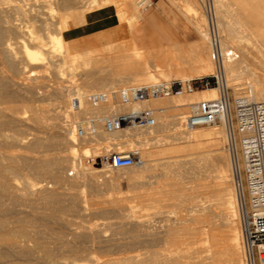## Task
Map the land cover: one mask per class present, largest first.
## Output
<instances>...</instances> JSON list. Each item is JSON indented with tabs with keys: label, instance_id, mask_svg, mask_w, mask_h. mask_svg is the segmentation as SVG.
Here are the masks:
<instances>
[{
	"label": "bare ground",
	"instance_id": "6f19581e",
	"mask_svg": "<svg viewBox=\"0 0 264 264\" xmlns=\"http://www.w3.org/2000/svg\"><path fill=\"white\" fill-rule=\"evenodd\" d=\"M127 1L130 4L132 2V0ZM208 1L212 13L210 15L213 19L212 24L215 27L214 37L209 30V18L203 10L207 0H203L202 10L205 14V21L207 23V25L204 26L207 27L203 29L201 26H194L199 37L198 44H195L197 47L199 46L198 48L202 52L199 54L201 58H197L199 63H197V66L192 64L188 66L187 74L190 79H184V82H190L192 80L191 77L198 79L211 73L212 68L210 66L212 65H209L211 51L214 57V62L212 61V64H215L214 67L216 69L214 78L217 80L218 87L212 90L197 92L193 90L191 92L192 94L186 93L178 97L173 96L151 100L137 106V108L158 107L157 109H163V114L157 117V124L154 130L162 128L168 131L171 138L178 141L179 144L170 145L159 154H157L156 151L142 150L143 152L139 153V151L135 150L139 153L143 162L141 166L113 168L106 164L107 166L104 165L106 169L90 173L91 177L95 175L98 176V174L101 176L102 174L105 179L110 176L112 171L127 170L132 173L130 180L137 183V185H135L136 187H134L135 189L133 188L132 191L130 190L124 195L120 192H113L114 189H108L110 192L108 196L109 199L102 200L103 198H100L102 201L98 200L99 204H104L105 202L104 205H106V202H108V205L110 204L112 207L117 208L124 204L133 205L131 207H142L141 203L144 206V203L147 202V200H143V198L145 199V197H143L145 196L144 194L147 193V195L150 196L152 192L153 194L151 195L153 197L150 198L148 202L150 207L155 209L159 198L156 199L154 196L159 195L160 191L161 193L162 191L165 193L168 188L176 190V186L172 188V185L168 183L171 181H176V185L178 186L176 192H180L181 194L189 191L187 194H183L186 197L185 200H190V202L193 203L192 208H190L192 209L191 214L188 215L186 219H181V221H183V225H180L181 230H179V225H177L178 230L177 228L176 230L173 228L175 231H178L177 233L174 230L168 233L169 239L175 238L176 243L178 242L177 240L182 239L180 241L181 246L179 245L181 248L178 250L175 249L176 251H170L168 249L169 254L163 261L155 260L158 254L154 252L145 259H136L132 256L126 257V259L120 261L114 260L112 262L94 263L90 260L91 258L88 259L89 257H87L86 259L87 255H85L80 248L71 246V244L70 246L67 245L69 243L66 245L60 243L59 246L55 248L52 246L50 247L49 244L46 246L38 233L30 234L31 231H27V226L29 225L30 227L34 223L31 222L33 219L29 221V217L27 216L23 218L20 216L19 218H15L16 220L13 219V221H15H12L14 224L9 221L13 226H10V223L7 221L9 218L8 216L19 214L17 210L13 209L15 207L12 206H16V204H18L17 202L22 199L20 194H18L20 190L30 197L29 203L32 207L29 208L32 210V214L38 216L43 222H50L51 219L62 216L61 213L64 211L62 208L63 206L60 205L62 200L66 199L73 205L81 201V195L79 194L82 193L78 194L76 191L84 189H81L79 186V183L82 182L68 180L65 179L66 177L63 178L64 175L62 176L63 165L68 160L73 159L76 146L74 145V135L66 127L65 121L62 120V124H58L57 126L58 132H60L62 136L56 135V132L54 141L50 144H47V141L43 142L40 138H22L24 135H22V131H19L20 133H15L16 131L14 130V134L11 135L4 134V131L16 127V125L17 127L20 125L26 126V120H29L36 128H42L45 125L42 111H33L29 118L26 116L25 112L20 113V108L32 110V105L40 101L39 90L43 83L40 85V83L36 81L37 78L40 77L42 70L52 66L57 68L66 66L65 70L68 72L75 70L77 66L84 68L90 64L91 59L90 61L83 59L81 63L75 61L70 62L74 57L68 52L67 43L74 39L76 34L71 31L72 27L70 26V20L75 27L76 25L82 27L85 23L84 19H86L87 14H79L74 17L73 14L99 6L100 2H103V0H0V104L2 103V106L3 104H9L0 111V146L6 150L17 149L16 151L12 150L11 152L0 153V259H8L9 257H14L13 259H15L16 257V259L23 258L27 260L25 262H29L28 260L31 262L34 259L42 261L43 264H148L147 262L151 260V264H242V259L244 258H242V255L244 254L241 252L242 247H240L238 232H236L232 226L237 215L235 200L230 194L231 191L229 192V190H225L221 186L226 176H224L225 173L232 169L234 176L235 167L232 154H230L229 159V157L221 151L212 153L211 151L205 150V148L206 145H214L219 141H229L231 107L227 93L228 88L233 90L235 98L246 97L253 102L264 101V42H262L264 37H259L254 32V27L258 29L264 24V0H226V3L224 2L225 4L223 1L221 2V0ZM233 1H239L242 5L238 7V3L236 5ZM104 3H106V1H104ZM188 7L190 10H194V6L190 4H188ZM183 16H185L184 18L187 20L190 18L187 14ZM135 18L140 20L141 14ZM203 21L204 18L202 22ZM59 27L62 29H59ZM132 28L133 25L130 22L128 29ZM193 48L192 50L195 52L196 50ZM56 49L59 50L58 53L55 52ZM199 51H196L197 53L195 52V54H198ZM253 54L259 56L262 59V63H259ZM202 55L205 57H202ZM131 58H133V56ZM171 61L173 60L171 59ZM171 61H168L167 64L165 62L166 65L162 66V68H172L173 71L175 70V72H179V75H181L180 72L185 71L181 66L184 64V61H181V65L173 64ZM130 64L131 61L128 62L127 60L125 65ZM158 68L160 67L158 66ZM253 68L258 70L261 76L257 72H254L252 70ZM118 71L120 72V70ZM84 74L85 79L80 87H64V89H61V87L56 86L52 90L50 89L51 93L54 92L60 96L63 95H61V91L68 92L67 95L61 97V102L63 101L62 104H65L63 109L66 105L68 107L72 96L82 97V95L87 93L104 92L106 89V87L104 89V85L108 84H106L107 81L111 83L110 87L112 85L113 81L109 80L110 78H102L103 76H97L99 78H95L93 74L94 78L92 77L93 79H90L89 75H86V73ZM151 75L152 74L147 76V79L150 81L155 77ZM87 76L89 77L88 79ZM38 79L40 80L41 78ZM242 79L245 80V83L241 81ZM37 83H39L40 86ZM10 88L14 91L13 93L9 91ZM221 95L225 97L226 114L219 124V127L214 125L210 126V129H207V127H199L190 131L182 130L181 120L184 117L181 116L184 112L181 111L193 113L196 111L197 104L201 101L215 100ZM15 100L20 102V104H18L19 102H15V105L18 104L20 107L11 106L10 103H13ZM21 115H25L26 119ZM56 125H54V128ZM24 132H26V130ZM65 133L68 134V139L64 138L66 137L63 136ZM102 134L103 135L100 134L95 141L82 142L80 146L82 145V148H86V146H90L96 142H104L105 145H108L107 147L113 145L116 149H129L133 145H145L144 142L134 144L130 141V137L134 136L133 131ZM44 148L66 149V153L64 155H58L54 159H45L46 157L38 159L32 157V155H28L29 152ZM102 148L104 152L107 150L104 146ZM91 150L94 155L97 154L98 149ZM84 151H86V149ZM121 153H124V151H121ZM167 153H184L185 155H182L183 159L182 157L170 159L172 161L176 160L174 162L157 158L159 155L163 156ZM82 157H86L85 154H82ZM50 165H52V167ZM80 170L82 171L81 168ZM84 172L86 173V171ZM25 173L49 179L55 185L56 190L48 191V189H43L42 186L39 185V182L29 181L24 183L25 185L21 189L16 182V178ZM78 174H80V172H78ZM210 179L215 181L216 186L213 188L208 186L207 181ZM190 180H192L190 184L192 183L193 185L191 188L185 186ZM235 182L241 216L243 190L242 187L239 186L238 180ZM106 183L108 184V181H106ZM106 183L104 182L103 184L106 185ZM87 184L93 190H97V193L100 186L103 185L93 180H85L84 185ZM107 187L108 185L105 188ZM112 187L113 186H111V188ZM101 189L102 188H100V190ZM59 190L62 192H58ZM102 190V194H100L103 196L98 193L100 197H104V194H108ZM72 191L74 193H71ZM90 191L92 190L90 189ZM196 192L198 195H204L206 201L201 202L198 195H195ZM90 193L91 192L88 190L87 194ZM225 194L227 195L226 198L224 197ZM88 196L91 197L92 195ZM183 197L184 196L178 195L179 199ZM174 198L176 199L177 196ZM91 199H93V197ZM25 200L26 199L23 201ZM176 200L175 202L179 203L178 199ZM19 203L21 205V201ZM37 205L41 207H37ZM146 205L149 206L148 204ZM65 206L67 205H64V207ZM99 210V215L101 216L102 214L106 217L105 215L108 214V211H106L107 209ZM69 211L68 208V212ZM20 214L23 213L20 212ZM12 218L13 217H11V219ZM185 221L188 223L184 224ZM217 222L219 223L217 224ZM196 224L205 225V227H207L206 230L208 231L209 238L207 244H205V242L203 243L205 244L203 245L204 247H194L195 244L202 241L201 239L196 240L199 233L197 228L194 227ZM222 228H225L223 234L221 232ZM168 229L169 228H167V230ZM167 239L165 240L166 243ZM203 240H205V238ZM169 242L170 241H168L167 245L170 244ZM172 247L173 246L170 248ZM65 254H68L70 258H67ZM12 260L4 264H10L13 262Z\"/></svg>",
	"mask_w": 264,
	"mask_h": 264
},
{
	"label": "rangeland",
	"instance_id": "374dc122",
	"mask_svg": "<svg viewBox=\"0 0 264 264\" xmlns=\"http://www.w3.org/2000/svg\"><path fill=\"white\" fill-rule=\"evenodd\" d=\"M104 1H106V3H104ZM222 1L223 3L224 2L226 3V0H221V2ZM153 3L154 4L152 8H150L145 13L158 12L159 16H161L164 19V22L167 24V26L170 27L176 33L180 34L181 41H179V43L171 42V41L168 42L162 36H161L162 43H159V44H149V41L147 43H143L144 45H139L138 43H136L134 35L130 32V30H128L129 23L131 22L134 29L138 27H142V26L147 27L149 24L147 23V21L145 20L143 16V8L138 6V0H132L131 4L127 0H103V2H100L99 6L73 14V17L79 14H87V16L85 19V23L82 27L76 25V28H74L75 25H73L72 21L70 20V26L72 27V28L70 27L71 31L75 33H77L78 31L77 42L74 43V45L72 46V50L77 51V52L90 51L91 53L90 55H87V56L74 57L70 62L75 61L77 63L78 62L81 63L83 59H87L89 61L91 59L90 64L84 68L77 66L75 70L68 71V72H66L65 70L66 66H60L58 67L59 69L57 67L52 66V67H47V69L45 70H42L44 72L41 71L40 77H38V78H41L42 80L41 79L39 80L37 78V81H36V82H39L40 85L41 83H43V85L41 86L39 85V83H37L40 86V90H39L40 101L32 105V110L28 108L27 109L20 108V113L25 112L26 116L30 118L31 113L33 111H42V115L45 119V125L42 128H36L32 125V123L29 120H26V123H27L26 126L18 125L19 127H17L16 125V127H13L11 129L4 131V134L11 135V134H14L15 131H16L15 133H20L19 131H22L21 132L22 135L24 134L22 138H28V139L34 138V137L37 139L40 138V140H42L43 142L47 141V144L48 143L50 144L51 142L54 141V136L56 132H57L56 135L62 136L60 135V132H58L59 130L57 129V126L58 124H62V122L64 121V118L66 117L68 108H69V105L68 107L66 105L65 108L63 109L65 104H62L63 101L61 102L62 100L61 97L63 95L64 96L67 95L68 92L61 91V95L62 94L63 95L60 96L54 92L51 93L50 91L56 86L61 87V89H64V87L66 88L80 87L83 83V80L85 79L84 73H86V75H89L90 79L93 77V74L95 78H99L97 76H101V77L103 76L102 78H107V79L110 78L109 80L113 81L112 85L110 87L111 83L107 81L106 84L107 83L108 84L104 85V89L106 87L105 90H110V89L120 88V87H130V86L140 85V84H152V83H157L160 81L168 82V81L176 80V81L184 82V79H187V78L190 79L187 74L188 73L187 71L189 68L188 66L191 64L197 66L199 64L197 58L198 57L201 58V56H199L201 50L198 48L199 46L197 47V45L195 44V43L198 44V40H199L195 27L201 26V28L203 29H206L205 27H207V26H204V25H207V23L205 21L206 17L203 12L204 9L202 10L203 0H154ZM233 3L236 5L238 3L239 5L238 7L242 5L241 2L239 1L238 2L233 1ZM188 4L194 6L193 11L189 9ZM112 12L115 13L117 24L122 29L121 31L118 32V34L116 32H113L111 28L107 27L105 29L102 26L103 28L96 30L95 36H91L87 38V40L85 39L78 40V37L82 36L86 31H88L86 28V25H87V22H89V20L92 19V17H96V18L105 17L106 15H110ZM139 14H141V19L137 20L135 17H138ZM185 14L189 15L190 18L192 17L193 18L192 19L189 18V20H187L184 18L185 16H183ZM203 18H204L203 22L205 24L202 22ZM256 28L257 27H254L255 34H257L259 37H264V24L262 25V27L258 29ZM59 29H62V28L59 27ZM75 37H76V34H75ZM132 42L135 43L137 47ZM262 42H264L263 39H262ZM106 45H110V48H106ZM192 48L195 49L196 51H199V50L200 51L198 52V54H195L196 51L194 52ZM58 51L59 50L56 49L55 52L58 53ZM209 51H210V47H209ZM132 56L133 58H131ZM203 56L204 55H202V57ZM254 57L259 61V63H262V59L259 56L254 55ZM171 59L173 61H171ZM127 60L128 62L131 61V64L133 62L134 63L132 65L131 64L125 65ZM168 61L169 62L171 61V63L178 64V65H181V63L184 61V64L181 66L186 71V73L185 71L180 72V74L183 75L181 76L179 75V72H175V70L173 71L172 68H169V67L162 68V66L166 65ZM212 61L214 62V57L210 51L209 65H212L210 66L212 68V71L207 76H204L198 79L191 77L192 80L190 81V83L194 89V92L212 90L218 87L217 80L214 78V76L216 75V71H215L216 69L214 67L215 64L214 63L212 64ZM185 62L187 65L185 64ZM157 65L160 68H158ZM117 69L120 70V72ZM252 70L258 73V70L254 68ZM90 71L91 73L93 72L95 73L91 74ZM41 74L44 76H42ZM150 74H152L151 76L153 77L155 76L154 79L151 81L147 79V76H149ZM258 74L261 76V73H258ZM110 75L112 76V78ZM113 75L115 76V78ZM89 77L87 76V79ZM241 81L245 83L244 79H242ZM9 91L12 93L14 92L11 88ZM227 93L229 96V102L231 104L233 98H235V95L231 88L227 89ZM15 102L18 103L19 101L18 100L13 101V103H10L11 106L20 107L18 105L20 104V102L17 104L18 106L15 105L16 104ZM6 105L8 106L9 104H6ZM6 105L3 104L2 106V103H1L0 111L3 108H5ZM181 112H184L181 117H185L186 115L190 114V112H186V111H181ZM21 116L25 117L26 119L25 115H21ZM54 125H56L55 128H54ZM216 126L219 127L220 125L217 124ZM210 128L211 127H207V129H210ZM25 130L26 132H24ZM65 134L63 135V136H66L64 138L68 139L69 138L68 134L66 135ZM142 139L143 140L140 141V143L141 142L145 143L144 146L142 145L143 147L139 145H133L129 149H126V148L116 149V147H113V148L114 150L118 152L137 150L139 151V153H142L143 151H153V152L156 151V153L159 154L161 151L166 150V147H169L170 145L179 144L178 141H175L173 140V138H171V135L168 131L163 130L162 128L153 130L148 135H145ZM80 144H82V142H79L75 139L74 145L76 146H75L74 153H73L75 155H73L72 160L70 159L71 161L68 160L63 165V170H62V176L64 175L63 178L66 177L65 179H68V180L82 182V183H79V186L81 189L83 188L84 189L79 190L80 192L76 191L78 192V194L82 193V194H79L81 195V201L79 202L80 205L79 203L73 205L71 204V202L69 203V201L66 199L62 200L60 203V205H62L63 206L62 208L64 209V211L61 213L62 216L60 215L61 217H56L54 219H51L50 222L49 221L43 222L38 218V216H36L35 214H32L31 212L32 210L29 208V207H32L29 203L30 197H28L25 192L20 190L21 192L19 191L18 194H20L22 199H20L17 202L18 203L16 204L17 207L16 206H12V207H15L13 209L17 210V213L20 214V212H22L23 214L8 216L9 218L7 219V221L8 223H10L9 225L13 226L14 224L13 222H15L13 221V219L15 218H19L20 216L21 218H23L24 216H27L29 217L28 218L29 221L33 219V221L31 222H34L30 226L31 228L29 227V225L27 226V231L28 232L31 231L30 234L38 233L42 239V242L46 246L49 244L50 247L52 246L55 248V247H58L60 243L64 245L69 243L67 245L70 246L71 244V246L80 248L84 252V254L87 255L86 259L87 257H89L88 259L91 258L90 260L93 261L94 263L112 262L114 260L120 261V260L126 259V257L128 258L132 256L135 257L136 259H140V258L145 259L150 254L152 255L154 252L158 254L155 260L163 261L166 258V256L169 254L168 249L170 251H176L179 248H181L180 241L182 239L180 240L179 238H177L179 239L177 240L179 243L178 242L176 243L175 238L169 239L168 233L171 230H174V229L176 230V228L178 230L177 225H179V230H181L180 227L183 225L182 224L183 221H181V219L182 220L186 219L188 215L191 214L192 209L190 208H192L193 203L190 202V200H185L186 197L184 195L185 193L187 194L189 191L183 192L184 194L183 193L180 194V192L179 193L176 192L178 190L176 181L168 182L170 185H172L171 186L172 188L173 186L174 188L176 186V190L168 188V190L165 193L163 191L161 193L160 191L159 195L156 194L157 196H154V197L156 199L159 198L158 204L156 206L157 209L150 207L149 202H148V200L153 197L151 195L153 194L152 192L150 193V196L147 195V193L144 194L145 196L143 197H145V199L143 198V200H147L148 203L143 202L144 206L141 203L142 207H131L133 205L124 204L117 208V207H112L110 204L109 206L107 204L108 202H106L107 206L104 205L105 202L104 204H99L98 200L102 201L105 199L106 200L109 199L108 197L110 195L109 190L114 189L113 192H117V193L120 192L124 195L128 193L130 190L132 191L133 188L136 187L135 185H137V183L135 181L130 180V176L132 173H130V171H127V170L112 171L110 176L107 177L108 179L107 178L105 179V177L102 174L101 176L100 174H98V176L95 175L91 177L90 176L91 172L93 173L99 170L106 169L104 165L105 166L107 165L98 159V155L101 151L104 152V149L102 147L104 146L107 149L108 145H105L104 142L103 143L96 142L94 144H91L90 146L89 145L86 146V148L83 147L84 148L83 149L82 145L80 146ZM74 145L72 144L73 148H74ZM2 148L3 147L0 146V153L11 152L12 150L13 151L17 150L15 148L11 150H6ZM85 149L86 151H84ZM91 149H98L97 154L94 155ZM205 150L211 151L212 153H215L216 151H221L225 153L230 159L231 153L230 151H228V145L226 141L225 142L219 141L218 143L214 145L213 144L206 145ZM65 153H66V149L59 150L58 148H51V149L44 148V149L37 150L34 152H29L28 155L29 156L32 155V157H36L38 159H42V157L44 158L46 157L45 159H54L56 156L64 155ZM82 154H85L86 157H82ZM182 155L184 156L185 154L184 153H177V154L167 153L163 156L159 155L157 158L172 161L170 159H173V158L176 159L177 157L178 158L182 157L183 159ZM75 156L77 159L75 158ZM174 161L176 160H173L172 162ZM50 166L52 167V165ZM80 168L82 169V171L80 170ZM83 170L86 171L87 174ZM78 172H80V174H78ZM82 172L84 175L82 174ZM29 174L30 173H25L24 175H20L16 178V182L18 183L21 189L25 185L24 183L29 181V182H39L40 183L39 185L42 186L43 189H48V191L56 190L55 185L49 179L44 178V177H36V175H33V174L29 175ZM224 176H223L224 181L222 182L221 186L223 189L229 190V192L231 191L230 194L234 197V200H235L234 202L236 204V209H237V215H236L237 218L235 217L236 221L234 220L232 226L234 230L238 232L237 234L239 235V240H240L239 242L241 245L240 247H242L241 222H240L241 216H240V209H239L238 194L235 189L236 187L235 179L233 178L232 169L229 170V172L225 173ZM85 180H93L94 182L98 184H103L104 182L106 183V181H108V184L107 183L106 185L103 184L105 186L103 185L100 186V188L103 189L101 190L108 194L106 195L103 193L104 197L98 196V193L99 194L101 193L100 188L98 189V193H97V190H93L92 188H90L88 184L84 185ZM190 182H192V180L188 182L189 185L187 184L185 186L191 188L193 185L192 183L190 184ZM110 183L114 185H111ZM207 183L210 188H213L214 186H216L215 181L213 179L208 180ZM107 185L108 187L105 188ZM111 186L113 187L111 188ZM89 188L92 191H90ZM88 190L89 192H91L90 194H87ZM60 191L61 190H59L58 192ZM71 193H74V192L72 191ZM196 194L198 195L197 192L195 193V195ZM226 194L224 195L225 198L227 197ZM88 195H92V196L89 197ZM178 195L184 196L185 198L183 197L179 199ZM94 196H95V200H94ZM175 196H177L176 199H178L179 203L175 202L177 201L174 198ZM92 197L93 199H91ZM198 197L201 202L206 201V199L204 198V195L199 194ZM100 198L101 199L103 198V199L100 200ZM24 199H26L25 200L26 202L23 201ZM20 201H21V205L19 203ZM146 204H148L149 206H147ZM64 205H67V206L64 207ZM37 207H41V206L37 205ZM68 208L70 210L69 212H68ZM66 209H67V213H66ZM99 209H102V210L107 209L106 211H108V214L105 215L106 217H104V215L102 214L101 216L99 215L100 214ZM11 217L13 218L11 219ZM9 221L11 222L13 221L12 222L13 224H11V222ZM186 223L188 222L185 221L184 224ZM218 223L219 222H217V224ZM194 227H196L199 232L197 236L198 238L196 237V240L198 239L202 240L198 243L196 242L197 244H195L194 247L196 248L204 247L203 245L207 244V241L209 238L208 231L206 230L207 227H205V225H200V224H196ZM167 228H169L170 230L169 229L167 230ZM200 230L203 232H201ZM224 231H225V228H222L221 229L222 234L224 233ZM175 232L177 233L178 231H175ZM165 237L166 239L168 238L167 243L168 241H170L169 242L170 244L167 245L165 241L166 240ZM202 238L203 239L205 238V240L206 239L207 240L205 241ZM204 242L205 244H203ZM171 246L173 247L170 248ZM241 252L243 253L242 249H241ZM65 255L67 256V258L68 257L70 258L68 254H65ZM142 255H145V256H142ZM243 257L244 255H242V258ZM9 258L8 259L6 258L7 260L0 259V264H4L7 261L11 262V260L14 257L10 258L11 260ZM12 261L13 262L10 264H39V262L40 264H43V262L39 260L37 261L33 259V261L31 262L30 260H28L29 262H25L27 260L23 258L16 259V257ZM151 261H148L147 263L149 264L150 262L151 264ZM242 264H244V258L242 259Z\"/></svg>",
	"mask_w": 264,
	"mask_h": 264
},
{
	"label": "built area",
	"instance_id": "2783aa9c",
	"mask_svg": "<svg viewBox=\"0 0 264 264\" xmlns=\"http://www.w3.org/2000/svg\"><path fill=\"white\" fill-rule=\"evenodd\" d=\"M153 1L138 0V4L144 12L152 8ZM204 6L209 30L214 37L215 27L208 0ZM193 90L190 82L174 80L72 96L64 123L79 142H93L102 133L133 131L130 141L138 144L154 130L163 109L137 106L151 100L178 97ZM230 107V142L227 145L235 167L233 178L243 190L240 222L244 264H264V101L253 102L246 97H237L233 98ZM225 114L224 95L201 101L195 112L181 120V128L190 131L214 126L222 122ZM98 159L113 168H130L143 163L137 151L121 153L114 150L113 145L105 152L101 151Z\"/></svg>",
	"mask_w": 264,
	"mask_h": 264
},
{
	"label": "crops",
	"instance_id": "0c3cea01",
	"mask_svg": "<svg viewBox=\"0 0 264 264\" xmlns=\"http://www.w3.org/2000/svg\"><path fill=\"white\" fill-rule=\"evenodd\" d=\"M148 10L143 12V16L145 20L147 21V23H149L147 27L142 26L135 29L134 27L132 29H128L134 35L136 43H138L139 45H144L143 43H147L149 41V44H159L162 43V37L168 42L171 41V42L179 43V41H181L180 34L176 33L170 27H168L167 24L164 22V19L161 16H159L158 12L145 13ZM102 26L105 29L107 27L111 28L113 32H116L117 34L119 31L122 30L121 27H119L117 24L115 13L112 12L110 15H106L105 17H100V18L92 17V19H90L86 25L88 31H86L82 36L78 37V40L80 39L87 40V38L91 36H95L96 30L103 28ZM77 36H78V31L76 33V37L67 43L68 52L73 57L90 55L91 53L90 51L77 52L72 50V46L74 45V43L77 42ZM133 44L136 46L135 43ZM106 48H110V45H106Z\"/></svg>",
	"mask_w": 264,
	"mask_h": 264
}]
</instances>
